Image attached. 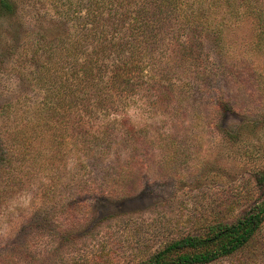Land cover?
Masks as SVG:
<instances>
[{"label": "rangeland", "instance_id": "rangeland-1", "mask_svg": "<svg viewBox=\"0 0 264 264\" xmlns=\"http://www.w3.org/2000/svg\"><path fill=\"white\" fill-rule=\"evenodd\" d=\"M9 1L13 14L0 16V264H138L175 240L234 222L258 199L264 81L256 85L254 72L264 76V47L254 46L258 27L245 7L235 16L216 11L223 46L205 34L203 68L174 81L173 95L113 108L128 133L115 130L87 153L85 111L71 122L53 118L45 108L52 90L37 80V44L46 42L39 35L73 31L67 18L81 0ZM52 126L56 140L46 133ZM22 127L33 135L13 155ZM211 264H264V224L240 252Z\"/></svg>", "mask_w": 264, "mask_h": 264}, {"label": "trees", "instance_id": "trees-1", "mask_svg": "<svg viewBox=\"0 0 264 264\" xmlns=\"http://www.w3.org/2000/svg\"><path fill=\"white\" fill-rule=\"evenodd\" d=\"M242 1L238 7V0L78 1L72 10L75 16L67 18L73 31L38 38L46 42L37 44L36 51L44 55L37 80L52 90L45 108L61 121L77 110L85 111L79 120L87 153L93 146L110 143L115 130L127 134L125 116L115 115L113 108H141L144 97L159 98L166 90L173 95L174 81L199 72L204 65L202 37L214 34L215 44H224L225 24L215 21L216 11L226 9L235 16L242 13L237 9L245 7L258 27L254 46L263 49L264 6ZM73 5L69 2V9ZM13 12V3L0 0L1 17ZM254 74L256 85L264 81L261 73ZM90 119H100L103 126H89ZM65 127L71 131V126ZM19 129V140L10 142L13 155L20 154L33 135ZM51 129L46 128V133L56 140V127ZM257 182L261 195L234 222L212 225L203 236L175 240L138 264H211L240 252L264 224V177Z\"/></svg>", "mask_w": 264, "mask_h": 264}]
</instances>
